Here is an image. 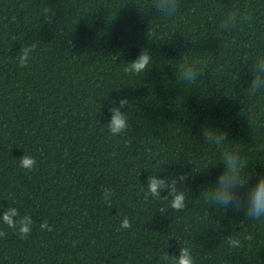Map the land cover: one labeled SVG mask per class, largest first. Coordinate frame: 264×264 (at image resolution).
Masks as SVG:
<instances>
[{"label": "trees", "instance_id": "obj_1", "mask_svg": "<svg viewBox=\"0 0 264 264\" xmlns=\"http://www.w3.org/2000/svg\"><path fill=\"white\" fill-rule=\"evenodd\" d=\"M155 3L0 0V217L14 206L34 221L27 239L0 221V264H166L182 247L194 264H264V217L246 215L264 177V87L250 94L264 0H176L171 15ZM144 50L148 69L126 71ZM193 61L195 82L181 80ZM124 97L129 127L113 136ZM232 168L237 199L210 201ZM149 175L175 180L185 208L148 194Z\"/></svg>", "mask_w": 264, "mask_h": 264}, {"label": "clouds", "instance_id": "obj_2", "mask_svg": "<svg viewBox=\"0 0 264 264\" xmlns=\"http://www.w3.org/2000/svg\"><path fill=\"white\" fill-rule=\"evenodd\" d=\"M156 9L162 12L164 15H171L176 11V0H156ZM170 6V7H169ZM235 19V16L232 17ZM32 48L23 47L17 57L19 65L25 67L29 63V56L32 52ZM151 62V55L147 51H142L138 57L131 61L126 71H131L136 74L144 72L148 69ZM261 62L264 63V58H261ZM199 68L197 67V62L193 61L191 64H184L180 69V79L187 81L189 83L195 82L197 75L199 73ZM264 87V80L260 76H257L253 80L251 85L250 94H256V91ZM129 101L127 97L120 99V107L114 106L110 109L112 115L108 122V130L113 136H117L126 132L129 127L127 112L121 111V107L128 105ZM210 131V130H209ZM209 135L206 132V136ZM231 164H235L234 159H230ZM36 165V160L34 157L25 154L20 158V166L29 171L33 170ZM239 168H232L226 171L225 175L222 176L218 182V186L214 189V194L209 196V200H214L215 202L222 205H231L234 199H237L234 194L235 184L238 183ZM185 177H181L184 179ZM148 194L152 197H161V192L168 190V195L172 197L170 201V206L176 211H181L185 208L186 193L180 190L176 186V181H168L165 178H159L156 175H149L147 180ZM102 195L105 203H109L112 199L113 191L111 188L104 187L102 189ZM246 195L248 199V209L246 215L252 217L253 219H260L264 217V177L260 178L258 185L250 188ZM163 200H167L168 197H161ZM161 213L165 211L163 207L159 209ZM18 218V219H17ZM0 221L6 224L11 229H18V235L21 239H27L32 232L33 218L28 214L21 216L18 208L11 206L4 211L3 216L0 217ZM121 229L131 228V222L127 217L121 223ZM42 230L46 229L49 232L54 231V227L50 225L47 221L40 224ZM6 235L5 232L0 231V236ZM247 239H252L248 236ZM228 243L231 247H239L240 242L234 238H229ZM161 259L166 262V264H194L193 254L188 247H182L180 249L179 256H170L165 253Z\"/></svg>", "mask_w": 264, "mask_h": 264}]
</instances>
